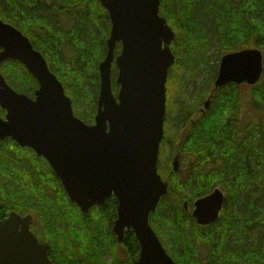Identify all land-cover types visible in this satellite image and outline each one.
<instances>
[{
  "label": "trees",
  "instance_id": "1",
  "mask_svg": "<svg viewBox=\"0 0 264 264\" xmlns=\"http://www.w3.org/2000/svg\"><path fill=\"white\" fill-rule=\"evenodd\" d=\"M159 1V14L175 32L170 45L175 62L168 72L167 92L172 80L175 83L172 73L210 45L213 35L220 53L245 47L260 49L263 73L258 83L247 86L248 98L243 85L226 84L213 93L208 109L202 111L198 107L213 89L215 72L209 88L200 89L195 102H180L183 111L179 119L170 117L171 104L166 102L165 133L168 123L176 124L174 119L183 120L184 130L179 136L175 130L177 136L172 142L164 136L160 159L166 153L164 148H176L190 162L184 173L169 168L170 162H166L168 170L164 171L160 163L158 172L167 181L168 189L150 214L149 223L177 264H210L214 259L215 264H264L261 244H243L241 239L242 234L251 238L264 231V199L261 205L249 203V210L238 206L240 193L249 189L253 180L264 198V0ZM60 15L70 24L68 28ZM0 18L29 38L62 82L74 114L85 123H92L99 91L98 64L106 56L111 26L100 2L0 0ZM119 50L117 44L115 55ZM116 72L113 65L112 86H117ZM0 73L17 92L34 96L37 81L19 61L5 60ZM243 102H247L250 111L246 124L239 117ZM77 105L86 108L82 116L75 110ZM4 113L0 108V117ZM219 185L227 193L218 220L207 226L198 225L190 212L193 201ZM116 208L117 200L111 196L104 206L82 212L68 198L43 157L11 138L0 140V219L9 210L32 215L30 229L40 242L48 243V257L53 264H134L140 248L132 230H125L121 243L125 258H120L115 250L118 242L112 226ZM233 236L235 247L240 244L245 249L234 251L230 245ZM260 239L264 242V238ZM201 245L207 249L209 261L200 257ZM105 253L110 258L104 257Z\"/></svg>",
  "mask_w": 264,
  "mask_h": 264
},
{
  "label": "water",
  "instance_id": "2",
  "mask_svg": "<svg viewBox=\"0 0 264 264\" xmlns=\"http://www.w3.org/2000/svg\"><path fill=\"white\" fill-rule=\"evenodd\" d=\"M98 1L111 26L106 56L98 64L97 110L91 124L74 114L71 98L42 53L0 18V65L8 59L19 61L38 83L31 98L12 88L0 73V108L5 112L0 117V140L11 138L43 157L82 212L104 206L114 196L112 232L122 243L125 230L133 231L140 248L134 264H177L149 224L168 189L157 164L164 137L166 81L175 62L170 48L175 32L159 14V0ZM117 44L120 50L115 55ZM262 73L258 48L223 54L204 107L222 86L254 85ZM223 202V192L214 188L194 201L191 215L197 224L209 225L218 219ZM31 222L30 214L14 210L0 219V264H53L49 245L38 241Z\"/></svg>",
  "mask_w": 264,
  "mask_h": 264
},
{
  "label": "rangeland",
  "instance_id": "3",
  "mask_svg": "<svg viewBox=\"0 0 264 264\" xmlns=\"http://www.w3.org/2000/svg\"><path fill=\"white\" fill-rule=\"evenodd\" d=\"M210 16V15H209ZM204 17V16H203ZM208 18V17H207ZM60 20L61 22L64 24V26L66 28L69 27V23H65V17L64 15H60ZM209 27V25L207 26ZM210 30V27H209ZM210 45H205L203 47V50L196 52L195 55L192 57V59L190 61H187L185 63V65L177 72V73H172L173 75V79H175V83L172 80V85L169 88V91L166 92L167 94V100L166 102H170L171 104V112H170V117L171 118H175L177 117L179 119V115L180 112H182L183 110L181 109V105L180 102L182 100H185V104H189V103H193L196 101L195 98H197L199 96V92L200 89H208L209 88V84H210V80L212 78V76L214 75L215 72L218 71V67H219V62H220V58L221 55L224 53H220L219 48L220 45L218 43L217 38L213 35L211 37V41H210ZM67 58L69 57L68 55L66 56ZM115 77V76H114ZM113 77V78H114ZM176 78L179 79V81H176ZM248 85L246 86H242L245 88V94L246 97H249V90ZM118 90V85L117 86H113V92L116 93ZM246 101V100H245ZM247 102H243L242 104V108L240 110V119L243 122V124H246L247 121H249L250 119V115H249V107L247 106ZM203 108V104L199 105L198 109ZM86 108L84 107V105H82L81 107H79L78 105L76 106V111L79 114V116H82V112L86 111ZM178 119H174L176 124L174 125V121L173 123H168V130H167V134L165 133V135H167V139L168 141L172 142V140H174V136H178L182 135L184 130V124H183V120L181 119L180 121H178ZM168 121V120H165ZM175 130L176 131V135H175ZM165 149V155L160 159H158V166H162V169L168 170V165L166 164L169 163V168H171L174 171L180 172L181 173L185 172V167L186 169H188V164L190 162V160L185 159L184 155H181V153H179L177 151L176 148L169 150ZM170 155H169V153ZM169 155V161H168V155ZM254 177H257V172L254 171ZM254 184H250L249 189H246L244 191H242L240 193V203L238 204V206L240 205L239 209L242 210H249L248 208V204L252 203L257 205H261L263 203L262 199L263 195H262V190H260V188L257 187V185L255 184V180ZM217 188L221 189L222 192L224 193V195H226L227 190L224 186L219 185L217 186ZM193 207H191V211H192ZM260 235V237H259ZM258 236L255 235L253 237H247L246 235L242 234L241 239L243 241V244L247 243V244H261L262 248H261V252L264 251V242L260 239L261 237L264 238V231H262L261 234H259ZM169 237H166V240H168ZM236 237H230V245L232 246V248L234 249V251H238V249H245L242 248L243 245H238L239 247H235L236 246ZM108 250V249H107ZM116 252L118 253V255L120 256V258H125L124 252H123V248L121 247V243H118V245L116 246ZM200 257L203 260H207L209 261V256L207 253V249L201 245L200 246ZM104 257H106L107 259L110 258V256L105 253ZM210 264H215V259L210 263Z\"/></svg>",
  "mask_w": 264,
  "mask_h": 264
},
{
  "label": "flooded vegetation",
  "instance_id": "4",
  "mask_svg": "<svg viewBox=\"0 0 264 264\" xmlns=\"http://www.w3.org/2000/svg\"><path fill=\"white\" fill-rule=\"evenodd\" d=\"M188 167V166H187ZM224 199H225V195H224Z\"/></svg>",
  "mask_w": 264,
  "mask_h": 264
}]
</instances>
